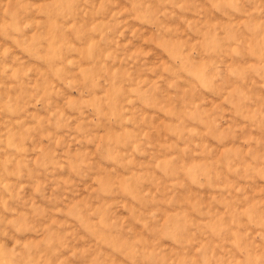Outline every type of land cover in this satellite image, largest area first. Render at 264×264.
<instances>
[{
  "label": "rangeland",
  "instance_id": "1",
  "mask_svg": "<svg viewBox=\"0 0 264 264\" xmlns=\"http://www.w3.org/2000/svg\"><path fill=\"white\" fill-rule=\"evenodd\" d=\"M0 264H264V0H0Z\"/></svg>",
  "mask_w": 264,
  "mask_h": 264
}]
</instances>
